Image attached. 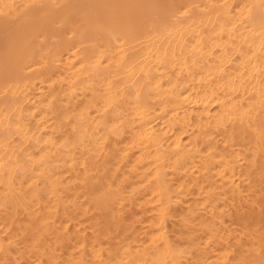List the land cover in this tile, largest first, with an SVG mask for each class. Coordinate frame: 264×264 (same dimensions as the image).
Here are the masks:
<instances>
[{
    "label": "bare ground",
    "instance_id": "1",
    "mask_svg": "<svg viewBox=\"0 0 264 264\" xmlns=\"http://www.w3.org/2000/svg\"><path fill=\"white\" fill-rule=\"evenodd\" d=\"M170 2L199 7L127 43L46 23L22 60L0 50V261L260 259L261 37L220 7L259 0ZM241 105L251 110L243 124ZM160 201L171 250L153 241Z\"/></svg>",
    "mask_w": 264,
    "mask_h": 264
},
{
    "label": "snow or ice",
    "instance_id": "2",
    "mask_svg": "<svg viewBox=\"0 0 264 264\" xmlns=\"http://www.w3.org/2000/svg\"><path fill=\"white\" fill-rule=\"evenodd\" d=\"M193 7L199 6L170 2V0H149V2L121 0V2L103 3L83 0L80 3H40L23 6L6 4L0 9V50L6 60L13 57L22 60L32 45L33 31L38 25L43 27L46 23L56 28H65L74 24L88 25L98 30H108L113 34L114 39L127 43L139 39L146 29H167L175 23H182V18L189 17ZM220 7L227 9L233 27L237 25H243L245 28L259 27L261 59L264 60V0H259V3L224 4ZM57 10H63L64 15L53 19ZM261 83L264 86V80ZM250 111L243 109V105L238 109L240 113L238 119L242 124L245 117L250 116ZM261 141L264 143V125L261 127ZM159 203L161 208L158 215L161 219L157 225V232L153 235V241L158 242V247L171 250V242L164 230L168 210L163 201ZM261 211L264 213V204L261 205ZM8 243L12 245L13 241L9 240ZM0 250H4L7 254L8 250L2 248ZM259 256L258 261L245 259L238 261L237 264H264V233H262ZM0 264H26V262L5 259L0 261ZM108 264L113 262L109 261ZM173 264H199V262L180 259Z\"/></svg>",
    "mask_w": 264,
    "mask_h": 264
}]
</instances>
